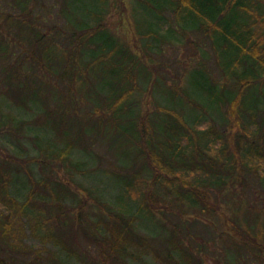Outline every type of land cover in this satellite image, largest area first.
I'll return each instance as SVG.
<instances>
[{
  "label": "trees",
  "instance_id": "1",
  "mask_svg": "<svg viewBox=\"0 0 264 264\" xmlns=\"http://www.w3.org/2000/svg\"><path fill=\"white\" fill-rule=\"evenodd\" d=\"M120 1L0 0V117L4 98L33 109L15 134L36 124L63 143L24 157L0 140V264H64L60 253L81 264H264V195L255 197L264 192V0H136L137 50L113 31ZM168 42L206 48L173 61H199L202 79L169 81L157 57ZM99 142L121 157L113 176L135 212L56 168L84 171L74 151ZM22 169L30 185L20 198L12 183ZM141 213L162 235L139 228Z\"/></svg>",
  "mask_w": 264,
  "mask_h": 264
},
{
  "label": "rangeland",
  "instance_id": "2",
  "mask_svg": "<svg viewBox=\"0 0 264 264\" xmlns=\"http://www.w3.org/2000/svg\"><path fill=\"white\" fill-rule=\"evenodd\" d=\"M120 5L124 11L119 10L111 21L114 23L115 30L120 35L124 37V39L130 44V46L134 49H138L140 46L138 37L135 32V22H134V13L132 11V6L136 4V0H121ZM143 17V16H142ZM139 17L138 19L142 18ZM173 18V16H172ZM145 22V19L142 20ZM163 23V21H159ZM200 31H193L191 33V37L199 34ZM197 41V40H196ZM197 43V42H196ZM186 45V44H185ZM165 53L164 56H157L162 58L168 64L170 75L169 81L172 82L176 80L182 86L184 84V78L192 79L194 81L200 80L204 77L203 72L204 69L202 68V64L199 61H190L188 63L182 62H173L174 60L178 59H199V51H203L204 47H196L194 44L186 45L185 48L182 47L179 43L175 42H168L165 43ZM223 48V47H222ZM220 56L225 59L226 52L223 53V49L220 50ZM156 57V56H155ZM210 65L214 69V74L218 80L227 81V78L221 79L222 73L220 72L219 68L215 65L216 61L214 57L208 59ZM192 66V67H191ZM190 67V68H189ZM188 68V69H187ZM233 82V81H232ZM232 82L228 81V86L230 87ZM159 97L163 103L168 105H172L173 102L169 99L167 95L160 94L156 92L155 94ZM4 100V109L7 114L4 117H0V128L3 129L2 135L0 140L8 147L9 150L21 155V156H28V155H38L40 153V149L43 146H55L61 147L63 145L62 141L58 138L55 132L50 128H45L38 126L36 124H28L26 126V130L24 129L22 134H15L17 132L20 122L24 119H31L34 116V110H28L24 107H18L13 104L10 100ZM179 101V99H178ZM186 112L188 113L189 104L182 105ZM13 114L16 117V121L13 124L9 123L8 115ZM188 117L192 123H195V117H193L192 113H188ZM212 117L215 119H219L218 110L212 112ZM212 123V120L209 116L206 118H202L199 122L200 128H206ZM8 127L13 131L7 130ZM93 149L83 150L77 149L73 153V159L76 163H79V167L81 170L85 169L84 171H77L75 168L70 167V170L62 164L61 160H56L55 165L58 170H60V175H70L76 181H82L87 185L95 186L99 193L103 196L105 200H108L115 204L116 206L128 210L129 212H135L138 206L137 201L132 198L131 195L124 192L123 184L113 176V171L121 170L122 171V164L121 157L114 154V152L109 151L108 145L103 144L101 142L96 143ZM31 168L33 169L36 176L40 175L39 167L32 163ZM120 166V167H119ZM261 173L264 174V168L262 169ZM29 180L27 177L26 172L22 169L19 173L15 175V178L12 183V192L17 195L18 197H24L28 188H29ZM255 197L257 200L260 201L258 196L264 195V192L261 191L257 192ZM260 194V195H259ZM139 228L143 232H148L157 238L159 235H162L160 226L157 225L152 218L146 216L145 214H139L138 220ZM29 242L33 244H38V240L35 238H30ZM61 258L64 260V264H81L76 258H67L65 253H60ZM21 259L25 261H32L33 257L31 255H21ZM137 264H159L156 260H154L151 256H143L139 257L135 260ZM43 264H48L46 261Z\"/></svg>",
  "mask_w": 264,
  "mask_h": 264
}]
</instances>
